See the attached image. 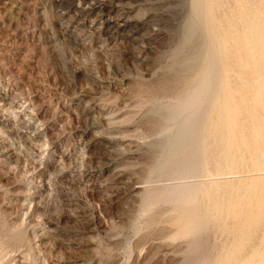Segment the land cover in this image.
Masks as SVG:
<instances>
[{"label": "rangeland", "instance_id": "1", "mask_svg": "<svg viewBox=\"0 0 264 264\" xmlns=\"http://www.w3.org/2000/svg\"><path fill=\"white\" fill-rule=\"evenodd\" d=\"M182 3L0 0V264H189L175 204L147 196L182 182L156 177Z\"/></svg>", "mask_w": 264, "mask_h": 264}, {"label": "bare ground", "instance_id": "2", "mask_svg": "<svg viewBox=\"0 0 264 264\" xmlns=\"http://www.w3.org/2000/svg\"><path fill=\"white\" fill-rule=\"evenodd\" d=\"M185 7L168 27L169 41L191 52L161 80L177 95L166 116L176 124L156 176L182 182L147 196L175 204L172 223L176 236L188 238L187 263L264 264V0H187ZM89 167L84 176L96 180L107 169ZM121 177L113 174L108 185L130 187Z\"/></svg>", "mask_w": 264, "mask_h": 264}]
</instances>
